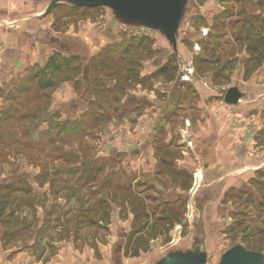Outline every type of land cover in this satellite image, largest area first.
<instances>
[{
	"label": "rangeland",
	"instance_id": "1",
	"mask_svg": "<svg viewBox=\"0 0 264 264\" xmlns=\"http://www.w3.org/2000/svg\"><path fill=\"white\" fill-rule=\"evenodd\" d=\"M53 1L0 0V264L264 254V0Z\"/></svg>",
	"mask_w": 264,
	"mask_h": 264
},
{
	"label": "water",
	"instance_id": "2",
	"mask_svg": "<svg viewBox=\"0 0 264 264\" xmlns=\"http://www.w3.org/2000/svg\"><path fill=\"white\" fill-rule=\"evenodd\" d=\"M57 1L54 0L53 3ZM93 4H98V2ZM164 29L168 33L169 28L164 26ZM245 95V92L238 85H233L227 89L225 100L230 104L237 105ZM156 264H207V252L203 248L173 251L161 258ZM219 264H264V254L261 251L248 249L242 244H237L224 252Z\"/></svg>",
	"mask_w": 264,
	"mask_h": 264
},
{
	"label": "trees",
	"instance_id": "3",
	"mask_svg": "<svg viewBox=\"0 0 264 264\" xmlns=\"http://www.w3.org/2000/svg\"><path fill=\"white\" fill-rule=\"evenodd\" d=\"M249 30H253V26H252V24L249 26ZM158 74L159 75H165L166 74V76H167V78L168 79H173V67L171 66H169L168 67V65L166 66V65H164V66H162L161 68H159V70H158ZM130 78H127L126 80H125V82L126 81H128ZM136 105L137 106H142V103L141 102H139V103H136ZM64 124H66V122H64ZM164 161H163V163L164 164H167V165H170V164H168V163H171L167 158H165V159H163ZM92 169H93V171L94 172H96L95 171V167H91ZM12 190V188H11V185L10 184H5L2 188H1V190H0V197H8L9 195H8V192L9 191H11ZM2 194H3V196H2ZM2 201H4V199L2 200ZM2 201H0V206H1V210H2V213H4V209H5V204L4 203H2Z\"/></svg>",
	"mask_w": 264,
	"mask_h": 264
},
{
	"label": "crops",
	"instance_id": "4",
	"mask_svg": "<svg viewBox=\"0 0 264 264\" xmlns=\"http://www.w3.org/2000/svg\"><path fill=\"white\" fill-rule=\"evenodd\" d=\"M22 19H24V18H22ZM139 25H142L143 23V20L142 19H139ZM149 28V27H148ZM151 29V28H150ZM155 30V29H154ZM156 31V30H155ZM164 31V30H163ZM161 32V31H160ZM162 34H163V32H161ZM165 34H166V31H165ZM243 91V90H242ZM243 92H245V91H243ZM167 120V118L166 119H164V121H166ZM182 152L184 153V151L182 150ZM182 160L184 159L185 160V158H181ZM180 159V160H181ZM179 160V159H178ZM231 163V162H230ZM188 169V168H187ZM201 172H199L198 174H197V177H198V180L200 179V177H201ZM199 186V181L197 182V185H196V188L195 189H197V187ZM193 188V191H195V189Z\"/></svg>",
	"mask_w": 264,
	"mask_h": 264
}]
</instances>
